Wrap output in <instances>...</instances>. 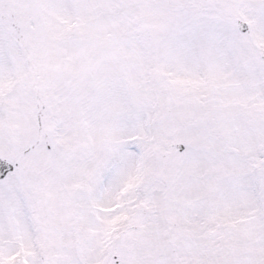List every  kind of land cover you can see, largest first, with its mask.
Segmentation results:
<instances>
[{"label": "snow or ice", "instance_id": "1", "mask_svg": "<svg viewBox=\"0 0 264 264\" xmlns=\"http://www.w3.org/2000/svg\"><path fill=\"white\" fill-rule=\"evenodd\" d=\"M0 264H264V0H0Z\"/></svg>", "mask_w": 264, "mask_h": 264}]
</instances>
